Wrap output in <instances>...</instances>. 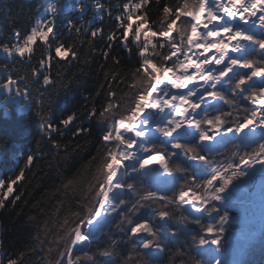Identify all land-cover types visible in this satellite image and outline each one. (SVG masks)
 Wrapping results in <instances>:
<instances>
[{"label": "snow or ice", "instance_id": "snow-or-ice-1", "mask_svg": "<svg viewBox=\"0 0 264 264\" xmlns=\"http://www.w3.org/2000/svg\"><path fill=\"white\" fill-rule=\"evenodd\" d=\"M21 141L0 213L28 239L0 225V264H247L257 222L264 245V0L21 6L0 36V155ZM45 160L55 183L33 203Z\"/></svg>", "mask_w": 264, "mask_h": 264}, {"label": "trees", "instance_id": "trees-1", "mask_svg": "<svg viewBox=\"0 0 264 264\" xmlns=\"http://www.w3.org/2000/svg\"><path fill=\"white\" fill-rule=\"evenodd\" d=\"M40 0H3V3L10 6V10L7 15H0V36H3L9 30V25L12 23L13 18L16 16V13L20 11L21 6L25 9V12L31 6L37 5ZM34 11V9H33ZM153 13V18H155V9L151 10ZM16 23L23 25V18L17 19ZM87 52V49H85ZM93 69H96V65H93ZM66 72L75 73L78 71L77 68L65 69ZM96 80L95 76H90L88 78V83L83 85V88H92ZM74 90L73 93L65 97L61 93L59 100V106L61 108L71 107L72 104L80 100L81 91ZM72 96H75V99H72ZM25 142L21 141L16 147L17 151L14 156L11 157V162H9L4 156L0 155V175H7L8 170L12 167L13 163L19 162L23 164L22 156L23 152L21 149L25 148ZM51 163L55 166V160H45L39 162L37 167L33 169L32 173H28V182L24 185L25 191L28 193L27 199L32 200L33 203L36 201H41L44 204H48L52 192V186L55 183L51 177L55 175L54 172H50L48 164ZM35 173V175H33ZM23 206V205H22ZM240 207H234L232 212L234 215L239 214ZM19 211V209H17ZM25 212H28V209H25ZM24 217L17 218L15 213L5 215L0 213V225L7 230L5 239L10 244H15L18 247H22V241L28 239L27 233L22 227V220ZM235 224V221H233ZM235 231V229H233ZM241 259L246 260L247 264H264V245L261 244L259 234L257 235L256 241L248 249L247 253L241 256ZM26 264H35V258H30L26 261Z\"/></svg>", "mask_w": 264, "mask_h": 264}, {"label": "rangeland", "instance_id": "rangeland-1", "mask_svg": "<svg viewBox=\"0 0 264 264\" xmlns=\"http://www.w3.org/2000/svg\"><path fill=\"white\" fill-rule=\"evenodd\" d=\"M239 209H241V210H239V213L242 211V208L240 207ZM258 210V209H257ZM259 230V224H258V222H257V231Z\"/></svg>", "mask_w": 264, "mask_h": 264}]
</instances>
